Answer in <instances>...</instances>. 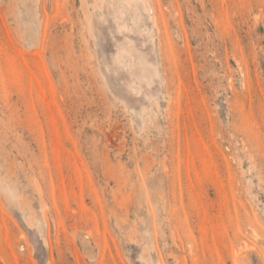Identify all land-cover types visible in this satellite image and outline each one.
<instances>
[{"label":"rangeland","instance_id":"374dc122","mask_svg":"<svg viewBox=\"0 0 264 264\" xmlns=\"http://www.w3.org/2000/svg\"><path fill=\"white\" fill-rule=\"evenodd\" d=\"M0 264H264V0H0Z\"/></svg>","mask_w":264,"mask_h":264}]
</instances>
